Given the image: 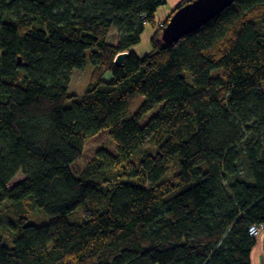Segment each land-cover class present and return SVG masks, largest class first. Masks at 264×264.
<instances>
[{
  "label": "trees",
  "instance_id": "16d2710c",
  "mask_svg": "<svg viewBox=\"0 0 264 264\" xmlns=\"http://www.w3.org/2000/svg\"><path fill=\"white\" fill-rule=\"evenodd\" d=\"M164 3L0 0V206L31 200L58 217L0 214V264H252L260 236L249 229L264 227V0H237L173 44L160 37L171 16L156 21ZM147 25L157 31L139 56ZM88 60L89 85L67 106ZM135 94L146 100L132 114ZM104 130L117 154L101 147L75 174ZM148 143L156 153L132 161Z\"/></svg>",
  "mask_w": 264,
  "mask_h": 264
},
{
  "label": "rangeland",
  "instance_id": "374dc122",
  "mask_svg": "<svg viewBox=\"0 0 264 264\" xmlns=\"http://www.w3.org/2000/svg\"><path fill=\"white\" fill-rule=\"evenodd\" d=\"M184 1L186 0H183L182 2ZM167 6L168 5L165 0V3L162 6H160L156 12V19H157L156 21H159V18H162L163 16L165 18V15L162 14L161 9H167L166 8ZM178 6L179 4L176 7ZM260 26H261V31L264 33V21L260 23ZM155 29L156 28L152 27L151 25L146 26L145 31L141 35L140 42L134 47V49L136 50V53L139 56H144L152 50V43H151L152 40L151 39L154 35ZM160 37H161V34H160ZM108 40L112 44L117 43L118 33L115 29L111 32ZM87 55L89 59L90 52ZM91 74H92V67H91V63L89 62V60L83 69L74 71L73 80L70 86L69 93L77 95V98L69 100L67 106H72L74 102H79L81 100L84 92L86 91L89 85ZM110 77L111 75L107 74L105 78L109 79ZM145 100L146 98L142 95H139V94L132 95L129 98L130 112L134 114L138 110L140 105L145 102ZM101 147H105L113 154H117L115 141L112 135L110 134V132L107 130L101 131L100 133L90 138L86 142L82 157L78 161L73 163L72 165V169L75 172V174L78 175L83 171L86 164L93 158L95 152ZM156 148H157V145L153 143H148L145 146H141L139 150L132 157V161L139 163L144 154H147V153L155 154L157 151ZM176 167L177 165L175 162L170 165L169 172L167 173L166 178H165L166 180H171L172 178H174L177 172ZM23 177L24 175L20 173L19 175H17L13 183L23 179ZM15 203H19V204H15ZM15 203H11V201L8 200L0 206V214L4 215L3 217L4 219H7L8 216L14 217L17 215H25L28 218V223L35 224L38 226L51 224L58 219V217L56 216L47 215L39 207L35 206L31 200H27L22 203L20 202H15ZM67 218L70 222H80L82 220V213L80 212V210H77L67 215ZM259 236L260 237H258L257 239L258 244L255 246V249L252 253V264H264V255H263L264 254L263 253L264 237L261 234ZM259 247H260V250H259Z\"/></svg>",
  "mask_w": 264,
  "mask_h": 264
},
{
  "label": "water",
  "instance_id": "95a60500",
  "mask_svg": "<svg viewBox=\"0 0 264 264\" xmlns=\"http://www.w3.org/2000/svg\"><path fill=\"white\" fill-rule=\"evenodd\" d=\"M237 0H191L179 7L170 17L162 30V41L173 44L184 36L198 30L214 19ZM129 51L120 52L115 63L122 66L129 55Z\"/></svg>",
  "mask_w": 264,
  "mask_h": 264
},
{
  "label": "crops",
  "instance_id": "0c3cea01",
  "mask_svg": "<svg viewBox=\"0 0 264 264\" xmlns=\"http://www.w3.org/2000/svg\"><path fill=\"white\" fill-rule=\"evenodd\" d=\"M183 0H166V3H167V9H161L162 10V14L165 15V18L164 16L162 18H159V21H157V23L159 24V26H161L162 24H164V22H166L169 17L172 15L173 11L176 9L175 7L180 4ZM170 15V16H168ZM168 18V19H167ZM157 20V19H156ZM157 31V27L154 31V34L155 32ZM154 36V35H153ZM153 38V37H152ZM152 40V39H151ZM135 47V46H134ZM134 47L131 49L132 51H134L136 53V50L134 49ZM258 250V249H257ZM259 250H260V247H259Z\"/></svg>",
  "mask_w": 264,
  "mask_h": 264
},
{
  "label": "built area",
  "instance_id": "2783aa9c",
  "mask_svg": "<svg viewBox=\"0 0 264 264\" xmlns=\"http://www.w3.org/2000/svg\"><path fill=\"white\" fill-rule=\"evenodd\" d=\"M263 226L259 227V226H251L250 229H249V232L250 234L253 236V237H257L259 236L262 231H263Z\"/></svg>",
  "mask_w": 264,
  "mask_h": 264
}]
</instances>
